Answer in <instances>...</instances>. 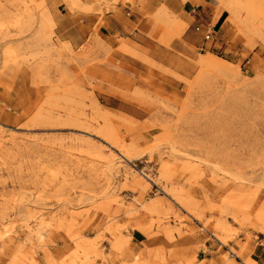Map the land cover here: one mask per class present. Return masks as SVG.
<instances>
[{
    "label": "rangeland",
    "instance_id": "374dc122",
    "mask_svg": "<svg viewBox=\"0 0 264 264\" xmlns=\"http://www.w3.org/2000/svg\"><path fill=\"white\" fill-rule=\"evenodd\" d=\"M202 1L213 36L193 75L115 93L92 42H54L43 2L0 0V264H214L210 236L223 264H255L228 219L264 232V0ZM147 19L164 45L188 28L165 6ZM132 232L199 244L169 263L132 252Z\"/></svg>",
    "mask_w": 264,
    "mask_h": 264
},
{
    "label": "crops",
    "instance_id": "0c3cea01",
    "mask_svg": "<svg viewBox=\"0 0 264 264\" xmlns=\"http://www.w3.org/2000/svg\"><path fill=\"white\" fill-rule=\"evenodd\" d=\"M43 2L47 18L52 26L54 42L66 51H79L92 42L95 52L91 57H96L101 63L94 65L91 73L97 75L96 84L104 90L133 89V85L149 83L150 77L168 86H175L180 82L168 72L180 77L193 75L195 69L185 58L194 57V49L205 51L208 47L202 44L201 36L204 31L193 34L191 29L198 23L202 26L211 25L207 16L210 1L202 0H38ZM165 6L169 11L178 16L188 25V28L178 37L169 42V45L158 43L148 36L151 23L147 19L155 9ZM133 48V52L121 49L122 45ZM101 45L108 48L101 52ZM155 64L157 67H154ZM168 71V72H167ZM102 77L103 84L99 82ZM149 81V82H148ZM180 82V86H181ZM161 88V87H160ZM118 95V94H117ZM111 95L108 100L115 105L118 98ZM115 107V106H114ZM119 108H127L119 106ZM112 110L116 108L110 107ZM196 194V190H191ZM215 217H218L216 214ZM228 223L241 232L229 242L230 247L239 250L238 241L242 245L247 242V233L256 238L249 246L245 258L251 257L255 264H264V232L239 228L229 218ZM192 228L191 224H186ZM131 250L135 254L143 251L142 244L147 249H158L166 252L173 249L176 259L167 258L169 263L177 262L184 253L190 255L198 246V239L192 236L177 237L170 243L164 235L152 239H144L138 232H132ZM208 244V252L203 253V258L214 264H223L220 247H223L213 236ZM54 248H50V251ZM148 254L145 253V256ZM199 253V260L202 259ZM40 258L43 256L40 254Z\"/></svg>",
    "mask_w": 264,
    "mask_h": 264
},
{
    "label": "built area",
    "instance_id": "2783aa9c",
    "mask_svg": "<svg viewBox=\"0 0 264 264\" xmlns=\"http://www.w3.org/2000/svg\"><path fill=\"white\" fill-rule=\"evenodd\" d=\"M196 31L197 32L204 31V40L206 42H209L212 39V36H213V28L211 27V25H205V27L202 26V25H200V26H198L196 28Z\"/></svg>",
    "mask_w": 264,
    "mask_h": 264
}]
</instances>
